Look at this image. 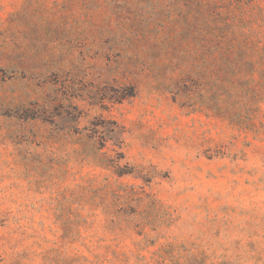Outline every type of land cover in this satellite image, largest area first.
Instances as JSON below:
<instances>
[{"label":"rangeland","instance_id":"374dc122","mask_svg":"<svg viewBox=\"0 0 264 264\" xmlns=\"http://www.w3.org/2000/svg\"><path fill=\"white\" fill-rule=\"evenodd\" d=\"M0 264H264V0H0Z\"/></svg>","mask_w":264,"mask_h":264}]
</instances>
